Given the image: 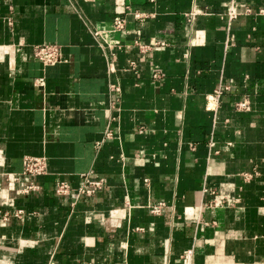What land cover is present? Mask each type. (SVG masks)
Wrapping results in <instances>:
<instances>
[{"label":"crops","instance_id":"obj_1","mask_svg":"<svg viewBox=\"0 0 264 264\" xmlns=\"http://www.w3.org/2000/svg\"><path fill=\"white\" fill-rule=\"evenodd\" d=\"M42 44L63 60L45 66ZM28 156L47 174L21 176ZM90 171L102 190L56 196ZM190 250L188 264H264V0H0V264Z\"/></svg>","mask_w":264,"mask_h":264},{"label":"built area","instance_id":"obj_2","mask_svg":"<svg viewBox=\"0 0 264 264\" xmlns=\"http://www.w3.org/2000/svg\"><path fill=\"white\" fill-rule=\"evenodd\" d=\"M250 12V9L247 10ZM239 13L235 9H231L228 13L229 20H234L238 17ZM137 16H140L139 14ZM188 22L193 21L197 13L196 11H192L188 14H186ZM126 26V19L122 17L116 18L114 22V29L117 31H122L125 29ZM140 48L143 51H147L149 46L141 45ZM34 56L38 58L45 66H52L56 65L57 63L61 62L63 60V54H62V47L59 44H42L37 45L34 47ZM41 85L44 84V80H40ZM114 91L118 92V88H114ZM222 93V88L216 90L215 94L216 96L220 95ZM236 109L239 111L248 110L249 109V103L247 100H241L238 101L236 104ZM107 137H112V133L108 132ZM48 172V160L46 156H28L24 159L23 163V170L20 173L21 176H42L47 174ZM82 182L78 187H73L69 182L61 180L58 181L57 185L55 186V194L59 198H79L81 196H93L100 190H102L105 187V179L95 177V172L90 171L86 174H83L81 176ZM39 190V186L33 183L27 184L23 188V193H29L31 191ZM215 193V204H221V203H232L234 201H237V198H229V196L217 194ZM235 199V200H233ZM165 203L160 202L156 205H152L150 210L152 213L159 214L161 213L162 209L164 208ZM16 216L20 217L23 215V210H19L15 213ZM4 216H8V214H5ZM192 250L186 252L183 255V260L186 264L189 263L190 258L192 257Z\"/></svg>","mask_w":264,"mask_h":264}]
</instances>
